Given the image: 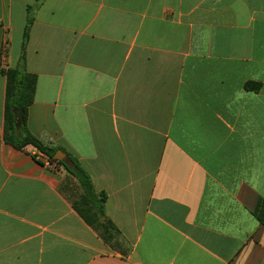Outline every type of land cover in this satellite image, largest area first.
Returning a JSON list of instances; mask_svg holds the SVG:
<instances>
[{"label": "crops", "instance_id": "crops-1", "mask_svg": "<svg viewBox=\"0 0 264 264\" xmlns=\"http://www.w3.org/2000/svg\"><path fill=\"white\" fill-rule=\"evenodd\" d=\"M6 40L63 164L6 141L0 70V264H264V0H0ZM72 160L109 241L73 206Z\"/></svg>", "mask_w": 264, "mask_h": 264}, {"label": "trees", "instance_id": "trees-1", "mask_svg": "<svg viewBox=\"0 0 264 264\" xmlns=\"http://www.w3.org/2000/svg\"><path fill=\"white\" fill-rule=\"evenodd\" d=\"M40 0H37L39 3ZM33 23V17L30 16L25 29L24 45L28 39V34ZM25 61L24 54L21 58L22 65L16 69H8L2 71L7 76V90L5 102V139L12 146L22 149L31 145L40 153L46 155L51 162L57 165L63 164L62 161L54 159L57 153L56 148H52L35 136H33L27 128L26 116L28 107L33 102L36 89L37 78L35 75L29 74L23 68ZM259 85L246 84L248 89H257ZM23 110V122L16 123L15 111ZM73 168H66L68 173L73 176L81 188V194L73 201L75 210L86 221V223L96 229L105 241L114 238V233H119L114 224L106 219L105 202L107 196L105 193H98L91 181L89 175L79 164L72 160ZM258 217L261 221L264 219V204H261L258 210Z\"/></svg>", "mask_w": 264, "mask_h": 264}, {"label": "built area", "instance_id": "built-area-1", "mask_svg": "<svg viewBox=\"0 0 264 264\" xmlns=\"http://www.w3.org/2000/svg\"><path fill=\"white\" fill-rule=\"evenodd\" d=\"M9 49V41L6 40L4 42V46L2 48V50L0 51V70H4L7 71L9 68V62H8V55H7V51ZM37 159L41 162H43L48 168L56 170L57 169V164L53 163L50 161V159L42 154V153H37Z\"/></svg>", "mask_w": 264, "mask_h": 264}, {"label": "water", "instance_id": "water-1", "mask_svg": "<svg viewBox=\"0 0 264 264\" xmlns=\"http://www.w3.org/2000/svg\"><path fill=\"white\" fill-rule=\"evenodd\" d=\"M14 113H15L16 123L21 124L23 122V120H24V118H23V110H16ZM60 153H61L60 151H57V153L54 155V159L55 160H58V161L62 160V158L59 157ZM61 154H63V153H61Z\"/></svg>", "mask_w": 264, "mask_h": 264}, {"label": "rangeland", "instance_id": "rangeland-1", "mask_svg": "<svg viewBox=\"0 0 264 264\" xmlns=\"http://www.w3.org/2000/svg\"><path fill=\"white\" fill-rule=\"evenodd\" d=\"M77 198V197H76Z\"/></svg>", "mask_w": 264, "mask_h": 264}]
</instances>
